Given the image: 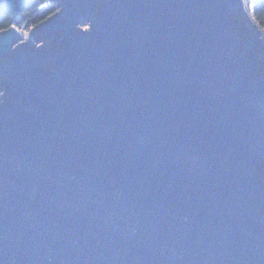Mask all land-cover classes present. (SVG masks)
Wrapping results in <instances>:
<instances>
[{"label": "water", "instance_id": "obj_1", "mask_svg": "<svg viewBox=\"0 0 264 264\" xmlns=\"http://www.w3.org/2000/svg\"><path fill=\"white\" fill-rule=\"evenodd\" d=\"M0 0V264H264V27L248 0Z\"/></svg>", "mask_w": 264, "mask_h": 264}, {"label": "trees", "instance_id": "obj_2", "mask_svg": "<svg viewBox=\"0 0 264 264\" xmlns=\"http://www.w3.org/2000/svg\"><path fill=\"white\" fill-rule=\"evenodd\" d=\"M56 10L50 0H33L22 11V19L17 24L23 32L34 26ZM253 14L264 27V0H253ZM12 12L7 11L0 15V30L8 28L12 24Z\"/></svg>", "mask_w": 264, "mask_h": 264}, {"label": "rangeland", "instance_id": "obj_3", "mask_svg": "<svg viewBox=\"0 0 264 264\" xmlns=\"http://www.w3.org/2000/svg\"><path fill=\"white\" fill-rule=\"evenodd\" d=\"M250 3L251 8H253V0H248Z\"/></svg>", "mask_w": 264, "mask_h": 264}]
</instances>
